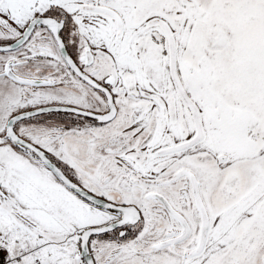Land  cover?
Instances as JSON below:
<instances>
[{"label": "snow or ice", "instance_id": "1", "mask_svg": "<svg viewBox=\"0 0 264 264\" xmlns=\"http://www.w3.org/2000/svg\"><path fill=\"white\" fill-rule=\"evenodd\" d=\"M0 264H264V0H0Z\"/></svg>", "mask_w": 264, "mask_h": 264}]
</instances>
